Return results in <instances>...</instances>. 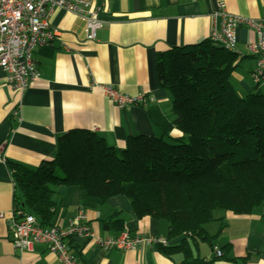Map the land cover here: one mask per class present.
<instances>
[{
    "label": "crops",
    "instance_id": "obj_1",
    "mask_svg": "<svg viewBox=\"0 0 264 264\" xmlns=\"http://www.w3.org/2000/svg\"><path fill=\"white\" fill-rule=\"evenodd\" d=\"M91 1L93 8L100 7L98 17L103 21L93 39L87 38L84 17L64 8L52 9L49 23L56 35L35 49L39 75L25 89L6 84L0 67V213L12 210L17 193L7 164L38 167L54 156L58 138L70 130L93 132L117 149L124 148L128 136L179 135L170 111V92L157 83V52L209 39L220 2L228 13L264 19L262 0ZM220 22L217 15L216 26ZM236 35L239 62L231 82L241 96L264 94V82L256 85L251 77L256 60L247 50L256 34L240 26ZM107 85L123 94H142L154 101L119 108L103 92L102 86ZM53 189L56 206L50 224L61 229H67L82 209L95 237L127 231L130 235L160 237L165 246L177 245L182 239H167L168 225L163 220L137 217L123 195L102 200L89 197L74 185ZM221 216L226 226L214 242L222 250L216 264H264V207L249 215L223 211ZM68 241L80 264H175L182 259L179 253L164 254L159 249L161 244L155 243H142L134 250H107L90 238L69 237ZM200 251L199 245L201 255ZM201 256L211 259L215 253ZM0 264L59 262L43 242L17 250L6 220L0 218Z\"/></svg>",
    "mask_w": 264,
    "mask_h": 264
},
{
    "label": "trees",
    "instance_id": "obj_2",
    "mask_svg": "<svg viewBox=\"0 0 264 264\" xmlns=\"http://www.w3.org/2000/svg\"><path fill=\"white\" fill-rule=\"evenodd\" d=\"M155 61L179 135L128 136L117 149L93 132L70 130L38 167L7 164L15 204L47 226L55 186H78L102 200L123 195L137 217L165 221L167 239L182 238L159 246L181 254L175 264H216V254L207 259L198 252L201 242L213 251L222 232L223 222L214 234L205 228L214 212L249 215L264 207V94H238L231 76L239 56L210 39L159 51Z\"/></svg>",
    "mask_w": 264,
    "mask_h": 264
},
{
    "label": "built area",
    "instance_id": "obj_3",
    "mask_svg": "<svg viewBox=\"0 0 264 264\" xmlns=\"http://www.w3.org/2000/svg\"><path fill=\"white\" fill-rule=\"evenodd\" d=\"M54 7L64 8L84 17L88 39L95 38L96 30L103 24L98 17L100 7L93 8L91 0H0V67L4 71L5 83L9 86L23 90L38 77L34 52L38 46L49 43L56 35L49 23ZM218 7L209 39L236 52L237 28H251L256 34L255 40L247 44L248 53L256 60L251 77L255 84L264 82V19L228 13L224 10L223 2ZM217 15L221 16L219 26H216ZM102 90L119 108L154 101L152 97L147 98L142 94H123L109 85L102 86ZM0 218L6 220L11 242L17 250H28L35 242H43L55 253L59 264H80L71 252L69 237L93 239L98 247L107 250H134L142 243H166L160 237L130 235L127 231L107 238L95 237L82 209L69 221L67 229L52 224L43 226L36 215L21 211L16 204L10 212L0 213ZM220 250L218 246H213L217 256L221 255Z\"/></svg>",
    "mask_w": 264,
    "mask_h": 264
},
{
    "label": "rangeland",
    "instance_id": "obj_4",
    "mask_svg": "<svg viewBox=\"0 0 264 264\" xmlns=\"http://www.w3.org/2000/svg\"><path fill=\"white\" fill-rule=\"evenodd\" d=\"M224 212H226V211H224ZM221 213H223V211H221V210H218L217 212L216 211L214 212V217H215L216 220L211 222L206 227V230L208 231V233L214 234L217 231V229H218V227H219L221 222L224 223V227L226 226L225 222L222 220L223 218L221 216ZM224 227H223V229H224ZM223 229H222V231H223ZM199 245H200V249H201V251H200L201 255H208V256L211 255L212 251H211V249H210V247H209V245L207 243L201 242ZM220 251H221L220 252V254H221L220 256H222V250H220ZM220 256H218V257H220Z\"/></svg>",
    "mask_w": 264,
    "mask_h": 264
}]
</instances>
